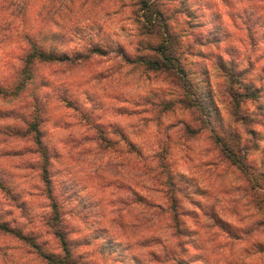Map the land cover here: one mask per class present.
<instances>
[{
  "label": "rangeland",
  "instance_id": "obj_1",
  "mask_svg": "<svg viewBox=\"0 0 264 264\" xmlns=\"http://www.w3.org/2000/svg\"><path fill=\"white\" fill-rule=\"evenodd\" d=\"M158 8L175 18L169 25L182 42V64L205 118L242 165L231 166L209 131L181 135L183 124L190 123L195 132L201 126L194 122L197 112L176 104L181 96L177 85L113 59L118 49L135 58L157 42L140 36L136 9L128 0H0V85L23 81V60L31 43L75 63L79 55L91 56L75 65L33 63V78L22 96L28 108L34 95L45 105L38 127L55 152L50 159L51 188L59 206L66 208L78 264H176L178 258L180 264H264V226L254 230L264 222V0H158ZM93 48L107 56L92 54ZM218 56L242 74L245 86L257 88L255 102L243 98L239 117L230 114L233 103L225 81L213 70ZM161 101L175 104L174 111L162 115L160 108L152 107ZM7 102L0 96V111L17 112L23 106V101ZM8 124L23 130L27 125L20 119L0 120V127ZM99 130L106 142L99 139ZM83 134L87 142L78 145ZM32 137L0 136V174L13 194L22 193L17 202L28 209L21 218L11 207L20 203L0 189V222L25 230L34 228L30 217L47 206L37 191L42 188L38 171L2 156L32 147ZM127 141L138 153L129 152ZM163 145L169 173L187 198L186 216L179 217L180 231L173 227L177 237L172 240L164 218L142 225L137 217L142 205L128 193L130 189L158 201L164 198L165 174L143 177L137 171L139 155L143 161ZM145 165L151 166L150 161ZM75 211L78 217L72 215ZM210 217L226 226H215ZM162 246L172 248L169 259L174 261L161 263ZM34 252L0 232V264H44Z\"/></svg>",
  "mask_w": 264,
  "mask_h": 264
},
{
  "label": "trees",
  "instance_id": "obj_2",
  "mask_svg": "<svg viewBox=\"0 0 264 264\" xmlns=\"http://www.w3.org/2000/svg\"><path fill=\"white\" fill-rule=\"evenodd\" d=\"M128 3L130 6L136 9L134 21L138 27L140 36L156 38L157 42L156 44H148V46H146L147 53L138 54L135 58H131L130 55L127 54L123 49H118V52H114V56H112L113 59L124 62L127 66L135 65L141 67L146 73L151 72L161 76L163 75L165 79L170 80V83L177 85L181 96L176 104L180 105L184 110L186 109L191 112H197L200 116H198L199 119H195L194 122H199V125L201 126V130L195 132L193 129L191 130L190 123L183 124L181 135L193 136L195 134L198 135L205 131H209L210 137L212 136V138H214L216 141H219L220 138L218 135H215L213 129L210 126L209 119L205 118L208 116L206 115L203 105L199 103V96L196 95L194 88L191 86L192 81L190 79L188 70L186 69V66L182 64V55L179 54L182 42L178 34H174L172 31V27L170 26L171 23L169 25V22L175 18L158 8V0H128ZM123 6L124 5H122V7ZM176 12L178 13L179 10ZM184 12L185 11L181 13ZM187 18L188 19L186 21L189 22L191 20V16L187 15ZM101 51L102 50L100 48H93L90 52L96 55L107 56L106 53L104 54V52ZM79 56L80 57L76 60V63L74 60L71 62L70 59L65 55L56 56L55 52L41 50L37 44L31 43L30 51L26 53L23 60V67L21 70V74L24 77L23 81L0 85V96H2L3 99L8 98L10 103L13 102L15 104L17 102L23 101L21 110L17 112L12 110L4 112L0 111V120L20 119L22 122H24V124H27L28 120L31 121L26 125L25 130L22 128L20 129L13 127L10 124L3 127L1 126L0 136L8 138L20 137V139H25L30 134L33 136L32 147H27L25 145L20 150H9L4 152L5 154L3 153L4 156L2 157H7L5 155L8 154L11 158H16L20 162L25 163V165L27 164L26 169L28 168L30 170L38 171V186L42 188L39 189L38 187L37 191L41 198L44 197L47 204V206H44L43 208V211L45 212H42L39 215L33 214L30 217L32 218L35 225L33 229L30 230L25 226L24 228L29 230L17 227L14 228L6 222H0V232L14 237L16 240L25 244L28 249L32 250L33 252L35 251V255H38L37 259H40V261L44 264H78L80 260L77 257L79 255L76 256L74 254L77 249V245L75 244L77 243L73 241L74 231L66 222V216L64 213L66 208L65 206H59L60 202L53 194V189L51 188L50 159L55 152H53L54 150L52 147L48 146V144L43 141L42 131L38 127V123H41L43 119L41 113H43L45 105L41 106L39 99H37L36 95H34L31 100L32 105L30 108H28L27 103L25 102V97L22 96H24V89L27 83H29L33 78V63H48L55 61L60 63L71 62L72 65H75L77 64V61L86 62L91 59L90 55ZM216 60L217 61L215 62L213 70L215 72L217 71L218 78H223L225 81V92L233 103V111L232 113L230 112V114L232 117H236V115L238 116V110L242 105L241 102H243V98L247 102H255V100H257V96L254 91L257 90V88H253V86H245V83L243 84L242 74H239L232 64H225L224 60L220 56H218ZM243 85L244 87H242ZM237 86L240 87L236 88ZM163 102L164 101H161L160 103H152V107H155V109L160 108V113H162V115L172 113L174 111L175 104ZM67 104L71 105L69 107L73 109L75 108L72 106L71 101L67 102ZM99 134V139L106 142V137L102 130H99ZM250 134L252 135L253 131L250 132ZM120 137H123V134H120ZM78 140V145L86 143L87 135L83 134ZM219 142V145L222 147V152L225 156V159L229 160L231 166L242 165L241 162L235 157L233 151L228 148L227 144L223 141ZM1 145L6 146L8 144L1 143ZM126 145L129 152L138 153V149L134 143L127 141ZM166 153L167 147L163 145L158 148L157 152H153L151 156L144 159L143 161L141 155H139L140 161L138 159V163L140 164V167L137 169L138 176L143 177L150 176L153 174V172H162L165 174L164 185L166 187V191L163 192L164 198L162 197L163 200L166 199L165 202H162V199L158 201L153 196L149 197L148 195H140L131 191L130 189H128V193L130 194V200L132 199L134 203H139L142 205V211L137 216L139 219H142L140 220L142 221V225L147 223L148 220L155 219L156 217L164 218L167 225L169 224L168 228L170 231V238L172 240L177 237L173 232L171 233L173 227L176 229V231H180L179 217L186 216L187 210L184 209L185 206H183V201L187 198L180 192L181 188H177L175 186L173 175L169 173V166L165 163ZM149 161L151 166H146V162ZM2 177L4 176L0 174V189L4 192L6 197L12 200V202H17V200H19L18 195L21 196L22 193L20 192L19 194H13L12 189L4 184V180L6 178L4 177L5 179H3ZM153 178L154 176L151 178V181L154 180ZM110 185L111 184H106V187H109ZM17 203H20V206L18 205L11 207L18 211L21 218H24L23 213L28 211V209L23 205L22 202ZM122 211L123 209L117 210V212ZM73 214H76L78 217L77 211L73 212L72 215ZM210 219L215 221V226L218 224H220L222 227L226 226L224 222L216 220L217 218L210 217ZM13 222L15 221L13 220ZM216 222H218V224ZM117 225L121 226L119 223ZM261 226H264V222L263 225H257L254 230H258V228ZM46 236H49L50 239H46ZM43 237L46 239V241L42 240ZM51 244H53L54 247L57 248V251L59 250V252L56 251V248L45 250V248H48L46 246ZM171 249L172 248L162 246L161 256L164 257L165 261L162 260L161 263H166L171 260L174 261L173 258L171 260L169 259L174 255L173 250ZM176 264H180L179 258Z\"/></svg>",
  "mask_w": 264,
  "mask_h": 264
}]
</instances>
